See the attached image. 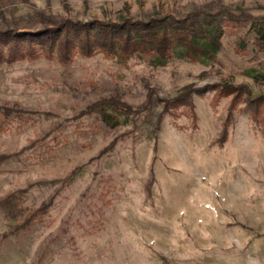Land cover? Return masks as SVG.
Returning <instances> with one entry per match:
<instances>
[{"label":"rangeland","instance_id":"374dc122","mask_svg":"<svg viewBox=\"0 0 264 264\" xmlns=\"http://www.w3.org/2000/svg\"><path fill=\"white\" fill-rule=\"evenodd\" d=\"M192 13L235 16L214 59L0 63V264H264V0H0V30Z\"/></svg>","mask_w":264,"mask_h":264},{"label":"trees","instance_id":"16d2710c","mask_svg":"<svg viewBox=\"0 0 264 264\" xmlns=\"http://www.w3.org/2000/svg\"><path fill=\"white\" fill-rule=\"evenodd\" d=\"M224 18L226 21L235 20L232 14L221 17L209 14L200 17V13H192L183 19L163 16L148 20L124 18L122 22L97 20L84 23L62 19L45 25L36 32L3 28L0 30V63L12 62L25 53L32 57L37 56L40 49L45 56L57 53V58L63 62L69 61L75 52L91 56L96 51L118 55L122 60H127L134 53L152 54L163 60L178 47L190 59H214L221 47L222 27L219 22ZM35 39H39L37 46H34ZM22 41H26V51L21 50L24 46ZM181 94L172 100L171 105L167 104L170 105L168 107L176 108L180 104H190L191 99L185 93ZM96 106L101 109L112 107L126 111L129 108L117 98L100 100L94 104L95 109ZM13 109L7 108L5 112L9 114ZM103 116L105 119L112 118L106 112ZM8 157L7 154H1L0 161ZM8 203V198L0 199V205ZM46 207L40 206L27 222L43 213Z\"/></svg>","mask_w":264,"mask_h":264}]
</instances>
